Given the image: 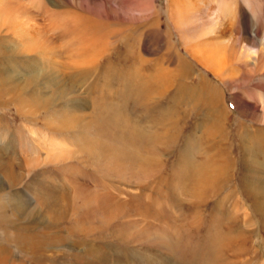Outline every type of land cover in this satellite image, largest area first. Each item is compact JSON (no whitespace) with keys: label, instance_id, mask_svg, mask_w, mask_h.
<instances>
[{"label":"rangeland","instance_id":"1","mask_svg":"<svg viewBox=\"0 0 264 264\" xmlns=\"http://www.w3.org/2000/svg\"><path fill=\"white\" fill-rule=\"evenodd\" d=\"M17 1L19 11H8L14 16L30 10L38 19L49 18L51 28L55 24L47 46L53 85L39 91L40 96L51 95L52 110L43 108L44 96L35 99L38 111L32 125L36 130L32 131L34 139H25L27 150L52 139L63 142L66 153L57 157L56 151L46 160V147L32 151L38 152L33 172L18 179L20 190L10 192L22 202L21 244L15 238L0 241L15 252L14 258L24 264H264V213L252 207V197L243 190L246 172L238 150L243 128H264V79L259 72L239 88H231L198 63L180 44L167 14L168 0ZM230 1L237 45L256 44L253 31L264 34V0H253L255 13L244 0ZM3 12L0 8V21ZM66 17L85 23L75 31L82 37L80 45L76 33L64 23ZM227 31L225 25L219 35L228 37ZM118 33L125 34L127 46L117 44L116 50ZM0 37L8 35L3 31ZM173 49L219 89L229 111L224 145L232 146L229 161L234 167L228 168L229 178L215 184L197 183L190 172L201 166L217 170L227 160L212 156L219 162L216 167L205 160L215 153V143L198 126L203 114L193 106L195 101L183 103L192 110L185 118L170 112L174 120H181L180 133L168 122L160 124L161 116L169 115L166 98L134 96L130 89L114 92L129 86L142 95L138 83L147 81L137 57L162 60L165 66L176 68ZM127 51L129 61L133 59L130 63L123 59L129 56ZM40 52L26 56L42 58ZM110 100L112 107L106 105ZM26 114V106L18 113L10 103L0 109L2 126L23 128ZM135 126L148 134V141L132 148ZM10 145L7 157L11 152L14 157L19 145L13 141ZM263 175L260 183L264 185Z\"/></svg>","mask_w":264,"mask_h":264},{"label":"bare ground","instance_id":"2","mask_svg":"<svg viewBox=\"0 0 264 264\" xmlns=\"http://www.w3.org/2000/svg\"><path fill=\"white\" fill-rule=\"evenodd\" d=\"M244 2L254 13L256 12L253 0H244ZM18 3L16 0H0V5L3 4L0 8L5 11L3 12L4 18L0 21V32L4 31L8 35L6 38L0 37V109L12 103L18 113H21V109L25 108V106L27 110V122L23 128H5L2 126V116L0 117V229L3 230L0 233L2 235L0 240H3V242L12 241L15 238L14 241L21 244L18 237L21 238L19 233L21 232L22 202L19 196L16 200L10 192L16 189L20 190L18 179L21 176L27 178L33 172L31 167L38 162V157L36 156L38 152L33 153L32 151H38L39 148L46 147L45 158L50 160L54 156L52 153L56 151H58L56 152L57 157H63L62 155H65L66 149L63 142H54L51 139L46 143H41L42 146L32 144L33 148L27 150L29 144L26 143L25 139L28 136L34 139L32 131L36 130L32 125V121L34 122L38 111L35 99L44 96L43 108L47 112L52 110L51 95L45 96L46 93H44L40 96L39 91L40 89L41 92L42 90H47L53 85L51 73L52 58L47 56V54H51V50L48 51L49 48L47 46L52 41L48 34L53 28L55 29V24L51 28L52 23L49 18L43 16L38 19V14L30 10L19 12L17 16L11 14V11L8 12L10 9L19 11V8L16 7ZM156 12L158 13L157 10ZM56 13L58 16L60 15L58 10ZM167 14L176 30L181 46L187 50L188 55L194 57L198 63L205 66L208 70L214 72L218 78L227 82L231 88H239L258 72L261 78L264 79V34L260 36L259 31L254 30L252 41H257L256 44L245 43L241 46L237 45L238 36L233 33L235 15L230 0H168ZM61 15H63L62 12ZM69 22L72 23L69 24ZM64 23L67 25L68 30L73 32L78 29V26L85 27L84 22L71 21L67 17ZM225 25L228 27L227 33L230 34L228 37L222 38L219 34ZM155 32H159L158 27ZM75 33L76 39L79 40V42L77 40L76 42L80 45L82 37L81 35L79 36V33ZM124 35L122 33L114 38L116 50L118 49L117 44L125 45ZM40 41H42L41 52L38 49ZM171 42L172 40H169V44ZM170 50L172 51V49ZM37 51L40 52L42 58H38V55L36 57L26 56L29 52L37 54ZM173 53L178 59L176 68L165 66L162 60H149L137 57L136 62L141 66L140 68L144 69V77L147 81L141 80L138 83L139 91L143 93H141L142 95L133 93L135 89L129 86H127L128 88L114 89V92L125 93L130 89L134 96L149 97L151 99L166 98L169 100V106L166 107L169 115L167 117L161 116L159 119L161 121L160 124L168 122L167 125L178 127L180 133L182 129L181 120H174L170 112L177 111L178 114H182L183 118H185L191 109L186 108L183 103L195 101L193 106H197L198 111L203 114L198 126L203 129L202 133L204 136L208 135L206 139L215 143V153L208 155L205 160L208 164H211L210 167H216L219 163L215 162L217 156L225 157L227 160L221 163L223 165H220L217 170H210L208 167H205L204 169L206 170H204L203 166H201V169L197 166V170L192 169L193 172L190 171L195 174L192 179H195L200 184H215V182L226 180L229 178L226 175L228 168L234 167L229 161V158L232 157V146L224 145L227 139L228 128L226 123L229 111L223 103L219 89L213 86L202 74L197 73L190 62L183 58L176 49H173ZM129 54L131 53L128 52ZM17 56L21 58L15 60ZM120 57L121 61L124 59L127 63L133 60L129 61L131 55L123 59V56L120 55ZM40 66L42 67L40 68ZM85 72L88 74V71ZM134 72L136 74L138 71ZM129 77L130 75L126 73L125 78L129 79ZM108 90H111V88L108 87ZM58 94L63 97V92H58ZM106 105L112 107V100ZM115 108L119 107L116 106ZM185 123L186 120L183 124ZM46 125L50 130L52 129L48 119ZM134 128L131 134L133 142L129 144L132 148L138 147L140 142L145 141L147 143L148 141L146 140L148 139V134H144L139 126ZM239 137L238 150L243 156V160H241L242 171L247 173H244L242 178L243 190L252 197L253 200L250 199L252 207L255 205L260 213H264V195L261 194L263 193L262 187L264 185L260 183L261 175L264 174V128L252 130L243 128ZM130 138L129 140L131 141ZM216 139H219L217 140L218 143H216ZM12 141L19 145V151L14 154V157L10 156L13 155L12 152L7 157V150ZM185 147L184 150H187L189 142ZM212 156L215 158H212ZM244 159H248L247 162L249 164ZM253 173L259 177L255 178ZM9 209L11 213H7ZM5 228L10 231L8 232ZM6 234L13 238H7ZM14 253L12 249L4 246L0 241V264H24L17 257L14 258Z\"/></svg>","mask_w":264,"mask_h":264}]
</instances>
